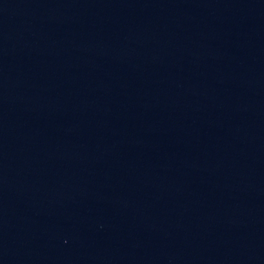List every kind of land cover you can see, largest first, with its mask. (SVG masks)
Listing matches in <instances>:
<instances>
[{
  "label": "water",
  "instance_id": "obj_1",
  "mask_svg": "<svg viewBox=\"0 0 264 264\" xmlns=\"http://www.w3.org/2000/svg\"><path fill=\"white\" fill-rule=\"evenodd\" d=\"M0 264H264V95L165 0H0Z\"/></svg>",
  "mask_w": 264,
  "mask_h": 264
}]
</instances>
